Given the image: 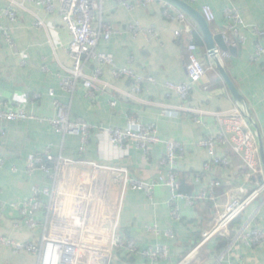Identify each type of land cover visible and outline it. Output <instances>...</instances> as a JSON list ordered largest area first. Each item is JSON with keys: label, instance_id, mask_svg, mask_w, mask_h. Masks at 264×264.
<instances>
[{"label": "crops", "instance_id": "crops-1", "mask_svg": "<svg viewBox=\"0 0 264 264\" xmlns=\"http://www.w3.org/2000/svg\"><path fill=\"white\" fill-rule=\"evenodd\" d=\"M15 1L18 3L15 7L17 18L12 23L1 12L8 6V1L0 0V27L10 28L16 46L14 52L6 46L0 34V110L22 108L37 119H56L61 113L71 123L80 120L96 129H124L127 118H132L136 124L154 127L162 142L150 147L149 152L144 154L130 143L124 149L113 146L106 134L93 130L85 150L79 152L78 136L58 134L46 121L0 124L5 131L4 136H0V158L4 160L0 169V236L21 243L36 242L41 229L30 231L25 227L14 206L30 196L33 184L49 185L41 174L30 179L25 174L27 155L40 153L46 148L54 156L111 165L127 170L138 180L152 183L158 178V162L165 153L163 142H178L185 148L177 166L181 191L195 193L207 185L213 173L203 176L198 184L194 182V175L202 172L207 160L206 150L198 147L197 143L217 133L218 124L212 113L230 110L235 100L216 68L208 71L202 80L203 84L210 83L215 87L208 93L203 92L199 84L192 88L187 100H182L166 88L168 82H187L186 47L189 43L197 45L201 60L208 65L205 44L189 18L191 26L187 31L178 21L163 15L168 4L165 1L152 0L144 7L128 10L114 0H104L101 24L111 26L115 32L109 40L100 39L96 50L112 55L119 68L128 67L136 75L154 78L155 84L141 85L140 90L135 92L129 79L114 78L110 68L104 66L102 80L109 87L104 95L90 99L81 84L73 93L63 90L60 85L68 77L73 63L67 53L70 35L62 27L59 3L54 4L52 11H46L38 2ZM183 1L199 12L203 5L212 9L215 21L209 24V28L213 35L221 34L224 28L222 11L226 6L238 8L244 23L258 26L263 33L257 37L247 30L243 31L246 43L234 55L228 52L230 59L221 65L241 94L239 105L252 119V128L259 135L258 144L261 143L264 151V55L258 62L250 61L257 44L264 48V0ZM36 20H41L43 27H37ZM134 24L152 32L128 31V27ZM93 27L98 29V19ZM175 31H180L181 35L176 37ZM92 68L88 66L85 72L91 74ZM194 117L200 121L199 124L194 122ZM218 154L222 152L218 151ZM261 163L264 176L262 159ZM239 165L233 156L229 169L217 174L223 187L217 192L219 200L215 210L209 204L188 206L181 202L177 222L170 220L169 191L166 188L155 187L149 195L128 190L118 233L123 239L135 242L136 252L115 250L110 264H175L193 248L197 236L205 231L217 212L235 194L236 187L252 185L251 180L246 181L247 172ZM37 218L41 222L43 214L40 213ZM254 220L264 229L262 198L251 204L240 217L242 224L253 223ZM151 225H156L161 231L171 229L174 237L153 236L146 231V226ZM156 244L168 246V260L151 262L142 256L144 250ZM0 264L40 263L32 253L24 250L15 253L0 246ZM193 264H264V245L247 248L241 242H234L224 254V249H219V243L211 240L197 251Z\"/></svg>", "mask_w": 264, "mask_h": 264}, {"label": "built area", "instance_id": "built-area-1", "mask_svg": "<svg viewBox=\"0 0 264 264\" xmlns=\"http://www.w3.org/2000/svg\"><path fill=\"white\" fill-rule=\"evenodd\" d=\"M8 6L1 12L10 22L16 21L15 0H7ZM38 2L46 11H52L55 3L60 5V17L62 27L70 35L67 53L72 60V68L68 71V77L61 82L63 90L73 93L77 85L81 84L85 94L90 99H95L106 93L109 87L102 80V67L110 68L111 75L116 79L126 78L132 82L133 91L138 92L141 85H154L155 80L150 76L136 75L128 67H117L112 55L96 50L100 39L109 40L115 30L111 26L101 24V12L104 0H28ZM128 10L136 7H144L152 0H114ZM200 14L210 24L215 21L212 9L208 5L201 6ZM165 17L178 21L189 30L191 23L188 17L167 4L163 11ZM224 28L221 32L222 40L229 46H243L246 37L243 31L247 30L257 37L263 33L258 26L246 25L241 18L238 8L226 6L222 11ZM98 19V29L93 25ZM37 27H43L41 20H36ZM128 31L138 33H151L150 29H143L138 24L130 25ZM1 38L6 46L16 52L15 42L9 27H0ZM175 36L181 35L180 31L174 32ZM186 74L187 82L182 84L166 83V88L180 99L187 100L192 88L201 85V90L208 93L215 89L213 84L202 83L208 71L215 70V65L209 55L205 58L208 65L201 60L198 47L194 42L187 45ZM221 64L230 59L228 52L215 51ZM264 55V48L257 44L254 53L250 57L251 62H258ZM92 66L91 74L85 69ZM52 96V92L49 93ZM38 98V96H34ZM58 106L57 103H55ZM176 110H185L176 108ZM201 114L196 110H187ZM204 114V113H202ZM218 124V131L214 136L201 139L197 146L206 150L207 160L202 166V172L194 175V182L198 184L205 175L214 174L207 185L195 193L185 194L181 191L178 162L182 158L185 148L178 142H163L165 153L159 160L158 178L152 183H146L132 177L127 170L111 165H102L84 160H70L62 155H52L49 148L40 153L28 154L25 160V174L32 178L41 174L48 182V186L33 184L30 196L20 203L17 208L20 218L30 231L41 229L34 243L16 242L6 236H0V246L12 249L13 252L27 251L37 256L40 264H110L115 250L136 252L135 242L125 240L119 236L118 225L123 207L124 197L128 190L145 192L150 194L155 187H164L169 191L167 201L170 207L169 215L172 222H177L179 216V203L184 202L188 206L203 202H218V190L223 184L217 174L229 169L234 156L240 163L239 168L245 169L246 181H252L251 186L239 185L235 194L228 199L219 210L209 227L201 234V239L193 245L184 256L175 264H193L197 251L209 241L217 237L227 239L230 236L229 226L238 217L243 215L246 209L259 198L264 199L263 166L260 159L259 135L252 128L253 122L239 103L235 102L232 108L226 112L212 113ZM37 120L48 122L56 133L62 135H74L79 137V152L85 150L91 131L106 134L111 145L120 149L127 148L129 143L144 154L149 148L162 141L158 138L156 130L152 126L136 124L132 118H127L124 129L94 128L80 120L69 122L65 115L59 114L56 119H37L27 114L24 109L0 110V124L15 121ZM194 122L200 121L194 117ZM0 125V136L5 131ZM221 151L222 154H218ZM4 160L0 158V169ZM236 172V171H234ZM67 180L68 193L66 206L60 212V200L63 184ZM42 213L40 222L38 215ZM146 231L155 237L164 235L173 238L171 229L161 231L156 225L146 226ZM241 242L247 248H257L264 245V229L256 220L243 223L235 232L233 239L224 249L228 253L233 243ZM169 248L163 244H156L142 252V256L151 262L165 261L169 258Z\"/></svg>", "mask_w": 264, "mask_h": 264}, {"label": "water", "instance_id": "water-1", "mask_svg": "<svg viewBox=\"0 0 264 264\" xmlns=\"http://www.w3.org/2000/svg\"><path fill=\"white\" fill-rule=\"evenodd\" d=\"M166 3L174 6L181 12H183L195 25L197 31L199 32L206 50L207 54L213 61L215 68L219 75L221 76V79H223L225 85L227 86L232 98L235 100V102L240 103L242 101V96L238 92L237 88L234 86L233 82L223 69L221 62L219 61L218 57L215 54L216 50H220L223 52H229L230 54H235L237 52V49L240 48V46H227L224 44L222 40V36L220 34L213 35L211 33V30L209 28V24L206 23L202 15L198 10L191 7L189 4L184 2L183 0H162ZM259 153L260 157L262 159V162H264V151L262 148L261 143L259 142ZM68 193V183L67 180H65L63 187H62V194H61V200H60V212H62L66 206V195Z\"/></svg>", "mask_w": 264, "mask_h": 264}, {"label": "trees", "instance_id": "trees-1", "mask_svg": "<svg viewBox=\"0 0 264 264\" xmlns=\"http://www.w3.org/2000/svg\"><path fill=\"white\" fill-rule=\"evenodd\" d=\"M231 42H232V40H231ZM231 42H230V44H231ZM230 44H229V46H230ZM245 170V169H244ZM246 171V170H245ZM247 172V171H246ZM204 204H209L210 206H211V208H213L214 210H215V205H216V203L215 202H203ZM196 204H198V203H196ZM242 216V215H241ZM240 216V217H241ZM240 217H238L236 220H234L233 221V223L229 226V230H230V236H229V238H228V240L227 239H222V238H216L215 240L219 243V249H225L226 247H227V245L229 244V242L232 240V238L234 237V235H235V231L238 229V228H240V226L242 225V223H240ZM212 220V219H211ZM213 220H214V218H213ZM213 220H212V222H213ZM212 222H211V224H212ZM211 224L206 228V229H209V227L211 226ZM235 226V229L233 228ZM205 229V230H206ZM201 234H202V232L197 236V238H196V240L194 241V243L192 244V246L193 245H195L196 243H198L199 241H200V239H201Z\"/></svg>", "mask_w": 264, "mask_h": 264}]
</instances>
